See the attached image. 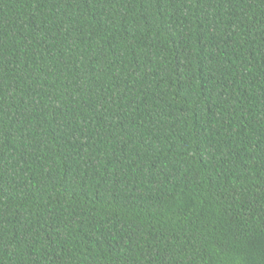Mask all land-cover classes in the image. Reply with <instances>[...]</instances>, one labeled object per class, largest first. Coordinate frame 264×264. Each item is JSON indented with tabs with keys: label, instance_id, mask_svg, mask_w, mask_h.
<instances>
[{
	"label": "trees",
	"instance_id": "obj_1",
	"mask_svg": "<svg viewBox=\"0 0 264 264\" xmlns=\"http://www.w3.org/2000/svg\"><path fill=\"white\" fill-rule=\"evenodd\" d=\"M0 264H264V0H0Z\"/></svg>",
	"mask_w": 264,
	"mask_h": 264
}]
</instances>
